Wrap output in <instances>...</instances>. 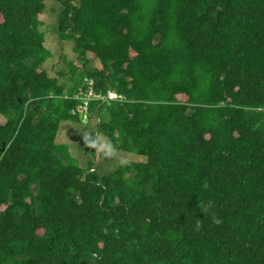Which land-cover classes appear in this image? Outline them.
<instances>
[{"label":"trees","instance_id":"16d2710c","mask_svg":"<svg viewBox=\"0 0 264 264\" xmlns=\"http://www.w3.org/2000/svg\"><path fill=\"white\" fill-rule=\"evenodd\" d=\"M47 1L0 0L1 264H264V199L247 188L264 186L250 165L264 162V0H57L55 34L101 61L81 76L122 97L94 133L143 157L97 181L58 142L67 85L37 70ZM200 144L218 166L197 169Z\"/></svg>","mask_w":264,"mask_h":264},{"label":"rangeland","instance_id":"374dc122","mask_svg":"<svg viewBox=\"0 0 264 264\" xmlns=\"http://www.w3.org/2000/svg\"><path fill=\"white\" fill-rule=\"evenodd\" d=\"M46 6L44 16H42V34L45 37L42 44H45L50 50L59 49L65 53H63L62 60L57 61L56 58H52L43 62L42 66L46 69L47 77L55 78L60 83L63 82L67 85L68 88L61 87L60 89L62 93L68 89L69 93H64V95H77L76 92H78V98L76 99V101H78L77 112L74 115H68V119L61 124L58 134V142L67 146L70 155L75 158V162L79 167L86 169L88 172L91 171L88 166L95 167V172L100 176L112 172L115 167H120L124 163L142 161V156L121 150H113L105 143L101 132L94 133L97 129V124L99 123V117L98 120L96 117L97 105L94 101L96 92L91 86L88 88L85 87L79 80L75 82L77 77H82L81 72H79L80 69L74 66L68 68L66 64L82 56L83 58H89L91 60V63L88 66L89 70H91L97 67L101 68V61L91 53H83L82 51L74 49L72 44L75 42V37H71L70 31L65 30L69 35L66 39H62L55 34L57 23L52 14V8L56 9L57 12H60L63 9V5L57 0H48ZM68 28L69 26H66V29ZM81 43L82 42L79 41V44ZM41 69L42 67L39 66L37 70L40 71ZM72 84L75 86L76 90L73 93L71 90L73 87ZM32 87L33 85L29 83L28 88L31 90ZM46 90L51 94L55 93V96L59 92V89L55 86L47 87ZM40 109H44V106H41ZM69 114H73V110H71ZM100 119L102 120L101 117ZM88 128H90L88 133L82 131V129ZM46 130L47 129H45V132ZM17 133L12 137L14 138ZM94 134H96L97 137H95ZM27 138L30 145H36L34 142L35 139L29 136V134L27 135ZM34 162H36V160H34ZM99 184L106 187L103 180H101ZM68 204L75 210H80L82 207L76 195L68 199ZM28 210L29 209L26 208L25 212Z\"/></svg>","mask_w":264,"mask_h":264},{"label":"bare ground","instance_id":"6f19581e","mask_svg":"<svg viewBox=\"0 0 264 264\" xmlns=\"http://www.w3.org/2000/svg\"><path fill=\"white\" fill-rule=\"evenodd\" d=\"M35 50L38 51V52H41V51L44 52L46 50L47 56L40 64V66L42 67L41 70H43L44 73H46V69H45V67L42 66L43 62H46L47 60L52 59V58H56L57 61L62 60L63 53H65V52H63V51H61L59 49L50 50V49H48L45 46V44L37 45ZM124 56L126 58H128V59H134L135 58V53L134 52H130V53L124 55ZM35 58L37 59V57H35ZM112 59L113 60H119L118 58H115V57L114 58L112 57ZM66 66L68 68H72V66H74V67L80 69L85 76L88 75L87 70L89 68H88L86 60H84V61L74 60V61L69 62L68 64H66ZM130 78L131 77H129V79ZM46 79H48L50 81V79L47 76H46ZM52 85L54 86V84H52ZM117 99H122V97L119 94H117L116 92H114L111 88L106 87L104 84L98 86V88L96 90L95 97H94V101L96 102V105H97V108H96L97 120H98V117H99V123L97 124V128H99V125L101 123L102 124H106V123L109 122V120H110V118L112 116V112L109 111L108 106H111L112 102L116 101ZM63 103L65 105H67L69 109L73 110V115L76 114L78 108H77V101L75 100L74 97L64 98L63 99ZM102 107H103V109H102ZM253 111H254V109H250L248 111L246 108H244L240 112L242 114H244V115H249ZM100 117L102 118L103 121L100 119ZM217 117H218V119H222V122H219V120H216V122H214V124H216V125L228 126L231 123V121L226 118V113L221 107L219 109H217ZM90 128L82 129V131H85V132L88 133ZM94 135H95V137H97L96 134H94ZM209 148L202 150L201 149V144H200L199 149L197 150V156H196V160H195V164H196L197 169L207 168L211 164H214L215 166H218L220 164V160L222 158L220 159L218 157H215L212 152L211 153L208 152ZM251 151H252L253 154H255V152H256L253 149H251ZM232 156L235 157V158L241 157L238 154V151H234ZM259 162L260 161H258V160L257 161H252L251 160L250 165H252V167H257L261 163L264 164V162H260V163ZM234 166L236 167V169L238 171L246 168L245 164L243 165V164L237 163V162H234ZM247 188H250V190H254V191H258L260 189L261 192H260L259 197L264 199V186L261 188V187L256 186V185L247 184ZM215 197L218 198V193L216 194ZM213 208L216 209L217 206L213 205ZM214 234H215V232H211L210 234L206 235V237L203 239L202 243L209 244V242H212V240L214 238ZM160 238H161V232L158 229V232H157V234H156L154 239L155 240H159ZM166 247L167 246H165L163 248H166ZM105 250L117 251V250H114V249L106 248V244H101L98 251L102 252V251H105ZM0 264H1V261H0ZM204 264H214V263L207 262V263H204ZM215 264H220V263H215Z\"/></svg>","mask_w":264,"mask_h":264},{"label":"clouds","instance_id":"9594fccd","mask_svg":"<svg viewBox=\"0 0 264 264\" xmlns=\"http://www.w3.org/2000/svg\"><path fill=\"white\" fill-rule=\"evenodd\" d=\"M82 78H84V79H82V81H81V83L85 86V87H92L93 89H94V91L96 92V90H95V88H94V86H92V83L94 82V80L92 79V78H90V77H82ZM79 79V77H77L76 78V80H75V82L77 81ZM74 82V83H75ZM73 83V84H74ZM72 84V85H73ZM67 87V86H66ZM108 87V86H107ZM74 88H75V86L73 85V87L71 88V90H72V93L73 92H75L74 91ZM69 92H68V89H66V91H65V94H68ZM77 93V95H73V94H71V95H68V96H71V97H74L75 98V100L78 98V92H76ZM71 111V110H70ZM69 111V112H70ZM70 115H73V114H70ZM17 158V157H16ZM75 159V158H74ZM88 168H90V169H92V168H95V167H90V166H88ZM96 173V172H95ZM95 173H92L93 174V176H94V181H97L98 179H100L101 177H100V175H98L97 173L95 174ZM123 201H120V200H117L114 204H116L118 207H123Z\"/></svg>","mask_w":264,"mask_h":264},{"label":"crops","instance_id":"0c3cea01","mask_svg":"<svg viewBox=\"0 0 264 264\" xmlns=\"http://www.w3.org/2000/svg\"><path fill=\"white\" fill-rule=\"evenodd\" d=\"M68 88V87H67Z\"/></svg>","mask_w":264,"mask_h":264}]
</instances>
